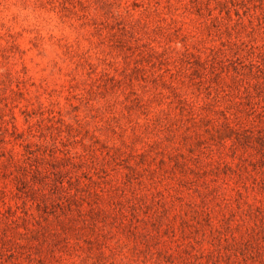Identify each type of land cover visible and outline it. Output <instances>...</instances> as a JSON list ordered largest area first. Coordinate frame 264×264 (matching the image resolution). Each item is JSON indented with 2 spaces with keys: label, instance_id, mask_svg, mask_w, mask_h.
<instances>
[{
  "label": "rangeland",
  "instance_id": "rangeland-1",
  "mask_svg": "<svg viewBox=\"0 0 264 264\" xmlns=\"http://www.w3.org/2000/svg\"><path fill=\"white\" fill-rule=\"evenodd\" d=\"M0 264H264V0H0Z\"/></svg>",
  "mask_w": 264,
  "mask_h": 264
}]
</instances>
